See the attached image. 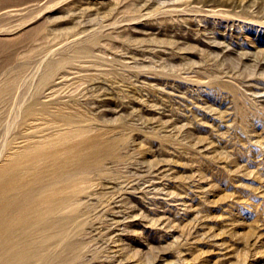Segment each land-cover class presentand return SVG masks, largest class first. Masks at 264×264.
<instances>
[{
  "label": "rangeland",
  "instance_id": "obj_1",
  "mask_svg": "<svg viewBox=\"0 0 264 264\" xmlns=\"http://www.w3.org/2000/svg\"><path fill=\"white\" fill-rule=\"evenodd\" d=\"M11 80L0 168L110 150L66 190L73 264H264V0H0Z\"/></svg>",
  "mask_w": 264,
  "mask_h": 264
},
{
  "label": "bare ground",
  "instance_id": "obj_2",
  "mask_svg": "<svg viewBox=\"0 0 264 264\" xmlns=\"http://www.w3.org/2000/svg\"><path fill=\"white\" fill-rule=\"evenodd\" d=\"M48 75L40 82L45 83ZM14 82L0 88V101L12 92ZM34 97L22 106V128L30 120L44 121L47 109L39 102L40 95ZM31 148L34 154L28 153ZM42 148L36 143L26 146L0 168V264H73L76 258L77 245L71 241L76 215L72 209L65 212L73 194L66 190L76 169L98 167L110 150L90 144L87 151L58 161L50 153L53 162L45 169L37 164L43 158ZM63 182L69 184L59 188L57 185ZM60 192L66 195L59 196ZM60 250L69 255L61 256Z\"/></svg>",
  "mask_w": 264,
  "mask_h": 264
}]
</instances>
